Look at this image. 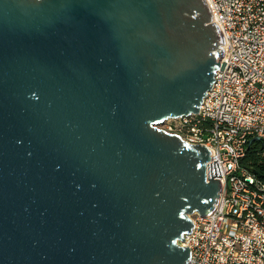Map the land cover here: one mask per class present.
<instances>
[{"label":"water","instance_id":"water-1","mask_svg":"<svg viewBox=\"0 0 264 264\" xmlns=\"http://www.w3.org/2000/svg\"><path fill=\"white\" fill-rule=\"evenodd\" d=\"M223 44L206 0H0V264H190L222 177L159 126Z\"/></svg>","mask_w":264,"mask_h":264},{"label":"built area","instance_id":"built-area-1","mask_svg":"<svg viewBox=\"0 0 264 264\" xmlns=\"http://www.w3.org/2000/svg\"><path fill=\"white\" fill-rule=\"evenodd\" d=\"M223 36L225 63L198 114L164 130L204 145L217 161L221 191L208 215L191 217L182 246L190 264H264V183L243 165L252 139L264 161V0H206Z\"/></svg>","mask_w":264,"mask_h":264},{"label":"trees","instance_id":"trees-1","mask_svg":"<svg viewBox=\"0 0 264 264\" xmlns=\"http://www.w3.org/2000/svg\"><path fill=\"white\" fill-rule=\"evenodd\" d=\"M260 144L256 140H251L247 149L246 157L243 160V165L252 173L256 174L257 178L264 183V161L258 156Z\"/></svg>","mask_w":264,"mask_h":264},{"label":"rangeland","instance_id":"rangeland-1","mask_svg":"<svg viewBox=\"0 0 264 264\" xmlns=\"http://www.w3.org/2000/svg\"><path fill=\"white\" fill-rule=\"evenodd\" d=\"M164 125H165V124H164ZM164 125H160L159 127L163 129V128H164Z\"/></svg>","mask_w":264,"mask_h":264}]
</instances>
